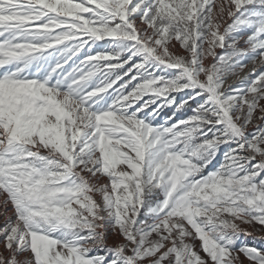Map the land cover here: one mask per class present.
<instances>
[{"label": "snow or ice", "instance_id": "snow-or-ice-1", "mask_svg": "<svg viewBox=\"0 0 264 264\" xmlns=\"http://www.w3.org/2000/svg\"><path fill=\"white\" fill-rule=\"evenodd\" d=\"M257 60L264 0H0V264H264Z\"/></svg>", "mask_w": 264, "mask_h": 264}, {"label": "rangeland", "instance_id": "rangeland-1", "mask_svg": "<svg viewBox=\"0 0 264 264\" xmlns=\"http://www.w3.org/2000/svg\"><path fill=\"white\" fill-rule=\"evenodd\" d=\"M217 51L219 52L220 50L218 49ZM208 62H210V61H208ZM208 62H206V63H208ZM249 62H251V60L245 61L246 65ZM255 68L257 70H262V69H264V66H262L261 65V62L259 60H257L256 61V64H255ZM233 78L234 77L229 78L228 81H227V84H231V85H234V86L237 85L238 83H230L229 82ZM227 84H226V86H227ZM173 95L176 96L177 102H179L181 100V98L184 97V93H174ZM145 99H147V97H145ZM153 107H156V106L154 105ZM149 111H151V109H149ZM187 111L188 110H185V112H187ZM174 112H175V119L172 122H175V120H178V119L187 118L188 116H190L192 114V113H188V115H186L185 117H183L182 114H179V112H176V106L173 105L171 107H165L160 112L157 120L154 121L153 123L154 124H163L164 121H165V119L173 116V113ZM253 130H254V128L251 127V126L248 129L249 132H251ZM223 151H224V149H223V147H221L220 155L218 156V158L216 160L213 161V164L209 166V170L210 169H213L215 167H219L220 162L223 160ZM101 183H107V179L106 178H102ZM97 199H99V197H97ZM7 215L8 216H12L13 215L12 206L10 204L8 205ZM4 222H5V215H4V208H3V197H0V226H2L4 224ZM241 227L248 228L247 225H241ZM257 228H261V226H257ZM248 230L251 231L252 229L249 228ZM256 234H257V236L264 235V230H261L260 232H258ZM118 241H119V238L118 237H110V239L108 241V244H109L110 247L111 246H115L118 243ZM247 243L249 245H252L253 243H255L256 246H258V247H264V245L260 244V242H259L258 239L254 242L253 239H252V237H248L247 238ZM196 245H197V248H199V241H196ZM0 247H2V245H0ZM201 254L203 255L202 252H201Z\"/></svg>", "mask_w": 264, "mask_h": 264}, {"label": "bare ground", "instance_id": "bare-ground-1", "mask_svg": "<svg viewBox=\"0 0 264 264\" xmlns=\"http://www.w3.org/2000/svg\"><path fill=\"white\" fill-rule=\"evenodd\" d=\"M254 65L252 62H249L246 67L244 68V70L239 74V76L242 78L245 75L251 76L252 73V69H253ZM230 83H239V79L237 77H234L233 79H231L229 81Z\"/></svg>", "mask_w": 264, "mask_h": 264}, {"label": "trees", "instance_id": "trees-1", "mask_svg": "<svg viewBox=\"0 0 264 264\" xmlns=\"http://www.w3.org/2000/svg\"><path fill=\"white\" fill-rule=\"evenodd\" d=\"M192 107H195V104H194V103L191 105V107L186 106L185 109L180 110V111H179V114H182L183 117H185L186 115H188V113H191V108H192ZM185 110H188V111L185 112Z\"/></svg>", "mask_w": 264, "mask_h": 264}, {"label": "crops", "instance_id": "crops-1", "mask_svg": "<svg viewBox=\"0 0 264 264\" xmlns=\"http://www.w3.org/2000/svg\"><path fill=\"white\" fill-rule=\"evenodd\" d=\"M246 242H247V240H246ZM202 255V254H201ZM203 256V255H202ZM242 259H243V257H241Z\"/></svg>", "mask_w": 264, "mask_h": 264}]
</instances>
